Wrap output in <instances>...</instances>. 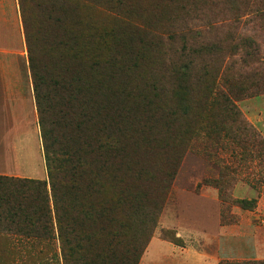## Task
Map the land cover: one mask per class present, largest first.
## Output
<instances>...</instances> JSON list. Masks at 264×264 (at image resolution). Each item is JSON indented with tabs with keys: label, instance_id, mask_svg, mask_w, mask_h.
I'll use <instances>...</instances> for the list:
<instances>
[{
	"label": "rangeland",
	"instance_id": "1",
	"mask_svg": "<svg viewBox=\"0 0 264 264\" xmlns=\"http://www.w3.org/2000/svg\"><path fill=\"white\" fill-rule=\"evenodd\" d=\"M49 1L60 7L63 0ZM83 4L80 15L107 32L119 64H128L141 43L161 55L158 64L141 65L135 73L116 66L110 96L98 89L84 98L89 117L110 114L104 110L110 101L117 123L131 125L137 134L152 132L164 146L157 155L161 177L173 173L158 227L151 238L142 235L146 243L139 264H264V18L257 14L264 4ZM69 33L89 35L86 28ZM0 72L7 82L33 89L19 0H0ZM84 82H91L89 71ZM243 201L252 208H242ZM53 249L60 257L57 240ZM23 257L0 256V264H26Z\"/></svg>",
	"mask_w": 264,
	"mask_h": 264
},
{
	"label": "trees",
	"instance_id": "2",
	"mask_svg": "<svg viewBox=\"0 0 264 264\" xmlns=\"http://www.w3.org/2000/svg\"><path fill=\"white\" fill-rule=\"evenodd\" d=\"M19 2L48 180L0 176V256L26 255V264H139L142 235L155 233L173 173L161 177L157 155L164 146L150 128L141 135L121 123V130L110 101L104 110L112 116L89 117L84 98L98 89L109 97L116 66L135 73L161 55L141 43L128 64H119L107 32L80 15L84 0L60 7ZM257 14L263 19L264 9ZM85 28L86 38L69 33Z\"/></svg>",
	"mask_w": 264,
	"mask_h": 264
},
{
	"label": "crops",
	"instance_id": "3",
	"mask_svg": "<svg viewBox=\"0 0 264 264\" xmlns=\"http://www.w3.org/2000/svg\"><path fill=\"white\" fill-rule=\"evenodd\" d=\"M36 113L33 89L0 78V176L47 179L38 142ZM151 249H155L153 244Z\"/></svg>",
	"mask_w": 264,
	"mask_h": 264
}]
</instances>
